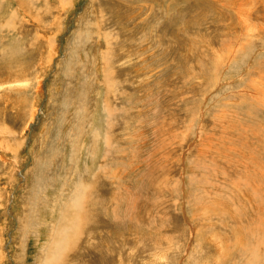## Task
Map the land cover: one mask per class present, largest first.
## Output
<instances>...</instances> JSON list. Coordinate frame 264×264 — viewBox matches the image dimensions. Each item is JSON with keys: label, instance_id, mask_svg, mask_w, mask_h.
<instances>
[{"label": "rangeland", "instance_id": "1", "mask_svg": "<svg viewBox=\"0 0 264 264\" xmlns=\"http://www.w3.org/2000/svg\"><path fill=\"white\" fill-rule=\"evenodd\" d=\"M46 259L264 264V0H0V264Z\"/></svg>", "mask_w": 264, "mask_h": 264}, {"label": "bare ground", "instance_id": "2", "mask_svg": "<svg viewBox=\"0 0 264 264\" xmlns=\"http://www.w3.org/2000/svg\"><path fill=\"white\" fill-rule=\"evenodd\" d=\"M108 74V73H107ZM79 109V108H78ZM77 115H78V113H77ZM76 117V116H75ZM106 137V136H105ZM107 138V137H106ZM48 148V147H47ZM104 156H105V154H104ZM93 162V161H92ZM92 162H90V163H92ZM95 164V163H94ZM91 166H92V164H90ZM87 167V166H86ZM90 168V166H88V168L87 169H89ZM106 178V177H105ZM108 182V181H107ZM81 184V183H80ZM79 184V185H80ZM83 184V183H82ZM86 184V183H85ZM76 185H77V183H76ZM89 186L91 187L92 186V184L90 185L89 184ZM79 187V186H78ZM78 187H77V189H78ZM80 188H82V186H80ZM77 189H75L76 191H77ZM39 190V189H38ZM81 190V189H80ZM41 192V191H40ZM76 195H77V193H76ZM87 195V194H86ZM72 196V195H71ZM81 196V195H80ZM74 197H75V199L77 200V201H74V202H72V204H76V203H79V196L77 197V196H75L74 195ZM84 197H85V195H84ZM83 197V198H84ZM71 198V197H70ZM100 198V197H99ZM104 198V197H103ZM105 199V198H104ZM91 200V199H90ZM106 200V199H105ZM70 201V200H69ZM70 204H71V201H70ZM70 204H69V207H73L74 205H71L70 206ZM83 204V203H82ZM64 205H66V204H64ZM79 206V205H78ZM82 206V205H81ZM116 207V206H115ZM76 209H77V207H75ZM72 208H70V210H71ZM75 210V209H74ZM76 211V210H75ZM63 213V212H62ZM124 213V212H123ZM122 214V213H121ZM73 215H75V213L73 214ZM72 215V216H73ZM75 218V217H74ZM76 218H77V216H76ZM66 219V218H65ZM75 220V219H74ZM79 220V219H78ZM77 220V221H78ZM83 219H81V221H82ZM65 222V221H64ZM79 222V221H78ZM83 222V221H82ZM77 224H79V223H77ZM55 226V225H54ZM78 227V226H77ZM67 228V227H66ZM81 230H82V228H81ZM60 232V231H59ZM82 233H83V231H82ZM79 235V234H78ZM54 236V235H53ZM59 236V235H58ZM62 236V235H61ZM50 237H51V235H50ZM76 240V239H75ZM57 241V242H56ZM75 242V241H74ZM216 243H217V241H215ZM53 244H54V246H53ZM63 245H64V242H63V240H62V237H57V239L51 244V246L49 247V249H48V251L50 252L49 253V258H51V260L52 261H54V260H56V258L60 255V253L64 250V247H63ZM64 253V252H63ZM64 255V254H63ZM60 257V256H59ZM51 261V262H52ZM46 262L48 263V261H47V259L45 260V264H46ZM49 263H50V261H49Z\"/></svg>", "mask_w": 264, "mask_h": 264}]
</instances>
